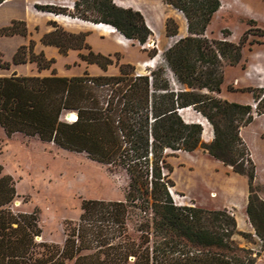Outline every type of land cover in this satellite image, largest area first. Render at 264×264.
I'll use <instances>...</instances> for the list:
<instances>
[{"label": "trees", "instance_id": "1", "mask_svg": "<svg viewBox=\"0 0 264 264\" xmlns=\"http://www.w3.org/2000/svg\"><path fill=\"white\" fill-rule=\"evenodd\" d=\"M5 1L0 0V5ZM166 3L182 12L188 25V36L164 52L166 69L154 67L142 75L134 66L123 64L118 76L85 72L68 78L53 72L42 78L0 77V127L6 136L22 133L65 151L84 153L97 163L124 168L130 180L125 201L84 200L79 221L65 225L66 238L60 246L36 242L41 235L37 211L18 213L10 208L17 196L16 187L0 167V264L257 263L264 249V200L258 195L256 167L241 130L254 122L255 115H264V89H248L258 100L256 112L249 104L220 98L224 69L241 62L249 34L238 44L205 37L221 7L219 0ZM82 5L83 20L111 26L126 40L145 45L152 36L139 11L121 8L114 0H80L75 9L79 11ZM172 22L167 21L170 37L178 35L179 29H172ZM26 34L23 21L0 29V36ZM252 35L263 37L264 31L256 29ZM86 36L58 28L45 35L42 44L57 47L62 55L87 50L80 59L106 72L113 59L92 52ZM24 48L15 53L13 65L36 63L42 71L55 63L43 53L35 55L32 44L28 53L22 51ZM148 55L154 58L156 51ZM8 67L0 64V68ZM167 70L180 88L173 87ZM185 109L207 120L213 130L210 143L202 141L201 124L184 120L180 111ZM69 113H75L77 120H65ZM198 149L247 178L246 215L261 242L259 249L239 245L237 237L252 242L253 236L239 231L236 219L226 210L174 204L169 193L174 187L169 179L172 168L167 159L176 152L192 154ZM133 216L138 220L136 239L128 228Z\"/></svg>", "mask_w": 264, "mask_h": 264}, {"label": "rangeland", "instance_id": "2", "mask_svg": "<svg viewBox=\"0 0 264 264\" xmlns=\"http://www.w3.org/2000/svg\"><path fill=\"white\" fill-rule=\"evenodd\" d=\"M118 1L126 2L127 7L132 5L140 8L152 33L145 45L129 40L119 45L115 36L103 37L92 32L91 28L64 22L62 19L67 18L90 23L83 20L81 16L83 5L79 11L75 9V3L80 0L5 1L0 5V29L10 26L13 21H23L27 34L26 36H0V64L9 65L8 69L0 68V77L25 74L27 75L25 77L42 78V73L52 75L53 72L62 77L82 76L85 72L91 76H118L119 66L130 63L139 55L144 56L146 63H150L155 58L158 60L152 67L143 66L145 63L133 64L137 73L149 74V69L154 67L166 69L163 54L169 49L170 39L179 36V29L182 35L185 33L187 22L184 16L167 4L166 0H114V2ZM219 1L221 7L209 23L205 37L216 41L226 39L238 44L246 33L249 34L242 49L241 62L237 66L224 69L222 94L230 100L251 105L253 111L256 112L258 100L248 89H260L259 87L264 89V36L252 35L256 29L264 31V0ZM36 6H52L54 9L52 12H47L37 9ZM87 15L91 17L89 13ZM168 20H173L170 23L172 29L179 28L178 35L172 37L167 35ZM58 28L66 32L86 34V43L91 51L110 56L114 64L105 73L97 65L88 64L80 59L79 55H86L87 50H70L67 55H57L56 59L51 58L55 61L52 68L42 71L38 70L36 63L29 64L28 62L23 67L12 64L15 53L22 47H25L22 51L28 53L32 44L33 53L39 55L38 39L46 30L55 31ZM154 41L155 46H153ZM153 50L156 51V55L150 58L148 54ZM146 52L147 55H145ZM167 74L173 87L180 88L172 73L167 70ZM241 90L246 91L241 92ZM262 106L264 108V104ZM69 114L74 115L75 113ZM181 115L187 122L201 125H203L200 123L202 121L208 123L201 114L192 109H185ZM66 116L65 120H67ZM207 126L202 136L204 143H210L213 139V130L209 124ZM241 137L254 161L258 195L264 200V115H255L254 122L242 129ZM212 159L201 149L192 154L173 153L167 159L172 168L169 179L174 183V187L170 188L180 195H193L198 205L196 208L209 211L226 210L228 214L233 213L236 219L239 214H236L233 209L221 208L229 200L225 193L226 187L241 190V182L232 184L230 178L224 173L215 167H210L208 161H214ZM0 167L3 175L12 177L16 187L17 196L10 208L18 213L37 211L41 235L36 238V242H48L62 246L66 238L65 225L68 222L79 221L84 200L125 201L129 190V176L122 167L97 163L84 153L62 150L53 143L42 142L38 137H28L22 133L8 137L1 127ZM227 171L228 174L233 173L228 167ZM176 185L182 191L177 189ZM137 222L136 216H133L128 223L129 235L135 239L139 236L136 231ZM244 233L252 234L253 241L248 242L242 237H237L239 245L259 249L261 242L256 237L252 225L247 226ZM256 264H264V249L260 252Z\"/></svg>", "mask_w": 264, "mask_h": 264}, {"label": "crops", "instance_id": "3", "mask_svg": "<svg viewBox=\"0 0 264 264\" xmlns=\"http://www.w3.org/2000/svg\"><path fill=\"white\" fill-rule=\"evenodd\" d=\"M115 3H116L117 6H119L121 8H125V9L132 8V9H134L136 11L141 12L140 8H136V7L132 6V5H129V7H127L126 6L127 3L124 2V1H118V2H115ZM119 4H121V5H119ZM148 28L150 29L149 26H148ZM180 31L181 30L179 29V36H181L183 38L188 36L187 27H186L185 33L183 35H182V33ZM51 32H53L52 29L46 30L44 32V34L38 39V42H39L38 52L39 53H44L45 56L48 59H51V58L56 59L57 55H61L60 52H59V49L57 47H55V46H45V45L42 44V38L45 35H47V34H49ZM92 32H96V33H98V35H101L103 37L115 36L116 42L119 45H123L126 42V40H124L123 37L120 34L112 33L110 35V33H103V32L96 31L94 29H92ZM70 33H72V32H70ZM72 34H77V33H72ZM78 34H80V33H78ZM150 43H151V41H150ZM153 44H154L153 46H155L156 42L154 41ZM103 54H105V53L103 52ZM145 55H147V52H146ZM143 57H144L143 55L136 56L134 58V60H132L130 63H127V64H130L132 66H134V65H142V64L146 63ZM25 65L26 64H21L19 66L23 67ZM49 75H51V74H49V73L43 74L42 73L41 76L42 77H47ZM18 76H21V74H18ZM22 76H27V75L23 74ZM65 77L71 78V77H77V76H65ZM259 88H261V87H259ZM220 97L223 100H227V101H230V102L238 103V102H236L234 100H230L227 96H224L222 94V92H221ZM239 104H241V103H239ZM241 134H242V130H241ZM210 158H212V157H210ZM212 160H214V161H208V165L210 167H215L217 170H220L222 173H224L228 178H230L229 180L232 182V184H236L237 182H241V187H242L241 190H238V189H235V188L226 187L225 193L229 197V200L227 201L225 206H223L221 209H233L236 214H239V215L236 216L237 228H238L239 231L245 232V229H246L247 226L251 227V224L249 223L248 217L246 215V207H247V203H248V183H247V178H245L243 176H239V175L231 173V172H230V174H228L227 173L228 172L227 171V167H225L222 163L216 161L215 159H212ZM176 187H177V189H179L177 185H176ZM179 190L182 191L181 189H179ZM189 195H188V198L192 201V203L195 205V207L198 206L196 204L197 202H196L195 197L193 195H191V194H189ZM193 201H195V202H193Z\"/></svg>", "mask_w": 264, "mask_h": 264}, {"label": "bare ground", "instance_id": "4", "mask_svg": "<svg viewBox=\"0 0 264 264\" xmlns=\"http://www.w3.org/2000/svg\"><path fill=\"white\" fill-rule=\"evenodd\" d=\"M121 5V4H119ZM57 19H60V17H57ZM149 19V18H148ZM64 22L66 23H70V24H75L79 27H85V28H91V29H94L96 31H99V32H103V33H110V35L112 33H118L115 29H113L112 27L108 26V25H104V24H92V23H88V22H84V21H80V20H77V19H67V18H64L62 19ZM57 21V20H56ZM187 27V26H186ZM157 35V33H156ZM124 39V38H123ZM126 40V39H124ZM120 42V41H119ZM128 42V41H127ZM129 43V42H128ZM127 46V45H126ZM128 47V46H127ZM157 60L158 58H155L153 61H151L150 63H145L143 66H155V64L157 63ZM184 110H181L180 113H182ZM74 116V115H73ZM72 121H76L74 120V117L71 118ZM204 125V130L206 127H208V123H206L205 121H202L200 122ZM208 130V129H207ZM206 130V131H207ZM205 131V132H206ZM203 136H204V131H203Z\"/></svg>", "mask_w": 264, "mask_h": 264}, {"label": "built area", "instance_id": "5", "mask_svg": "<svg viewBox=\"0 0 264 264\" xmlns=\"http://www.w3.org/2000/svg\"><path fill=\"white\" fill-rule=\"evenodd\" d=\"M179 12V11H178ZM180 14L183 15L182 12H179ZM184 16V15H183ZM183 37L181 36H177L175 38H171L170 39V42H169V45H168V48H171L173 47L178 41H180ZM169 193L172 197V200L174 202V204L176 206H179V207H184V206H187V207H195V205L192 203V201L188 198V196L186 195H180L178 193H175L174 191H172L171 188H169ZM188 201V202H187ZM232 217L234 216L233 213H229Z\"/></svg>", "mask_w": 264, "mask_h": 264}, {"label": "water", "instance_id": "6", "mask_svg": "<svg viewBox=\"0 0 264 264\" xmlns=\"http://www.w3.org/2000/svg\"><path fill=\"white\" fill-rule=\"evenodd\" d=\"M111 27V26H110ZM114 29V28H113ZM74 117V120H77V115L76 114H74V116L73 115H71V114H68L67 116H66V119L68 120V121H70V122H74V121H72L71 120V118H73ZM203 126V125H202Z\"/></svg>", "mask_w": 264, "mask_h": 264}]
</instances>
